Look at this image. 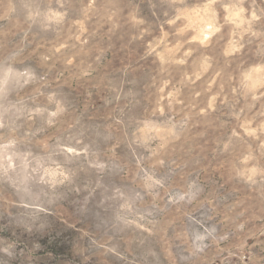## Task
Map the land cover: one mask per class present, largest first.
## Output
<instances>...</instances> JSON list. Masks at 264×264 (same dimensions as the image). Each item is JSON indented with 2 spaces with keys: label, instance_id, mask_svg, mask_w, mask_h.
Masks as SVG:
<instances>
[{
  "label": "rangeland",
  "instance_id": "obj_1",
  "mask_svg": "<svg viewBox=\"0 0 264 264\" xmlns=\"http://www.w3.org/2000/svg\"><path fill=\"white\" fill-rule=\"evenodd\" d=\"M0 264H264V0H0Z\"/></svg>",
  "mask_w": 264,
  "mask_h": 264
}]
</instances>
